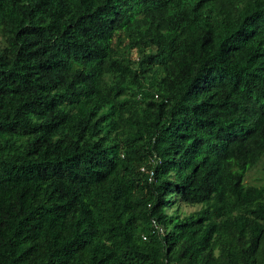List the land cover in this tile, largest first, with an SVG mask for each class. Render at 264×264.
Segmentation results:
<instances>
[{
  "label": "trees",
  "instance_id": "16d2710c",
  "mask_svg": "<svg viewBox=\"0 0 264 264\" xmlns=\"http://www.w3.org/2000/svg\"><path fill=\"white\" fill-rule=\"evenodd\" d=\"M0 264H264V0H0Z\"/></svg>",
  "mask_w": 264,
  "mask_h": 264
},
{
  "label": "rangeland",
  "instance_id": "374dc122",
  "mask_svg": "<svg viewBox=\"0 0 264 264\" xmlns=\"http://www.w3.org/2000/svg\"><path fill=\"white\" fill-rule=\"evenodd\" d=\"M251 177H254V175H252V176H249V178H248V181H249V180H252V179H251Z\"/></svg>",
  "mask_w": 264,
  "mask_h": 264
}]
</instances>
